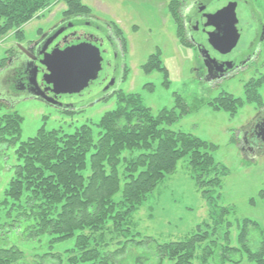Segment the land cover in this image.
<instances>
[{
  "label": "rangeland",
  "instance_id": "obj_1",
  "mask_svg": "<svg viewBox=\"0 0 264 264\" xmlns=\"http://www.w3.org/2000/svg\"><path fill=\"white\" fill-rule=\"evenodd\" d=\"M81 2L89 7L91 11L88 13L89 16L103 24L112 25L117 31L116 34H120L121 31L125 38L123 50L125 78L120 89L114 95L101 97L99 100L96 97L113 77L115 65V54L111 44L102 41L103 44L100 42L99 46L92 44L107 64L100 79L81 97L62 99V102L72 104L95 98L94 103L89 102L91 105L65 112L22 94L18 98L8 96L6 80L11 75L7 66L9 62L17 59V56L33 44L40 42L63 20L74 15L68 12L66 2H55L39 11L22 26L11 28L5 33L0 32V60L7 59L5 62L7 67L0 70V116L16 112L23 118L22 141L34 137L42 127L47 131L57 129L73 133L85 124L92 126L97 137V125L107 113L118 108L120 93L139 96L142 103L151 108L155 115L163 109L175 108L176 95L180 96L186 104L188 114L167 128L174 132L194 135L217 147L212 153L217 164L225 168V174L221 175L219 188L209 189L212 190L211 195L217 200L220 210L222 208L232 210L224 219L231 227L221 225L217 234L197 249L194 264H204L200 257L202 251L208 247L214 250V256L208 264L219 263L217 258L220 248L226 243H229L231 248H240L238 236L245 219L258 225L250 226L249 229V244L252 249H257L260 243L264 242V155L249 154L242 150V129L247 128L259 111L264 110V42L250 66L246 65L241 72L211 86L200 81L194 73L196 52L187 44L188 41L182 42L179 39L180 33L177 35V32H180V24L170 11V1L81 0ZM192 2L196 0H189L181 9L182 25L185 10ZM230 3L236 8L239 28L243 32L234 52L221 55L233 57L247 49L254 40L257 24L253 16L254 9L261 15L264 23V0H247L246 3H239L237 0H216L210 3L207 12L216 13ZM4 22L5 19L0 20V27ZM82 29L102 38V35L92 28L83 27L78 31ZM60 40L62 39L58 41ZM158 51L169 73V87L164 85L162 72L148 74L143 70L148 58ZM247 86L251 87L252 102H248L246 97ZM255 91L261 95L260 102L254 101L258 99L255 94L253 95ZM224 93L246 102L234 116L225 111H216L210 105V102ZM177 111L181 112V109L178 108ZM138 154L137 151L126 152L124 157L131 159ZM188 162V158L179 161L176 171L167 175L149 194L137 213L129 218L134 235L139 234L141 238L152 237L161 244L184 240L195 233L199 225H211L210 206L197 186ZM16 164V148L9 143H0V247L11 245L18 247L24 252L27 264H58L57 261H43L42 257L49 253L63 254L66 264L68 256L65 253L73 250L76 238L52 244L51 238L47 235L38 238L27 236V233H24L25 223H22L18 212L10 206L3 205L4 192L13 177V167ZM123 168L122 165L120 172L124 183ZM119 197L120 195L116 196L118 199ZM211 230L213 233L214 230ZM225 233L228 236L227 241L224 239ZM109 239L110 236L107 234V240ZM119 240L125 241L123 238ZM215 240L217 245L214 247L211 242ZM121 247L116 239L108 250L114 251ZM152 248L154 249L153 245H128V251H133L139 256L150 253ZM230 258L226 260V264H234V261H240V264H253L244 252H235ZM164 264L173 263L165 261Z\"/></svg>",
  "mask_w": 264,
  "mask_h": 264
},
{
  "label": "trees",
  "instance_id": "obj_2",
  "mask_svg": "<svg viewBox=\"0 0 264 264\" xmlns=\"http://www.w3.org/2000/svg\"><path fill=\"white\" fill-rule=\"evenodd\" d=\"M60 1L66 2L68 12L74 13L72 16L87 20L91 17L89 7L81 0H0V20L5 19L0 32L22 26L39 11ZM167 1H170L173 17L180 24L177 35L180 33L179 39L185 42L181 9L189 0ZM117 36L124 50L122 32ZM6 60H0V70L7 66L8 70H13L15 67L11 61L5 66ZM143 70L148 74L162 72L164 85L170 86L169 73L160 51L148 58ZM13 87L18 90L17 82ZM250 89L247 86L248 102H252ZM254 94L258 97L254 101L260 102L261 95L256 91ZM119 96L118 108L107 113L97 125V137L92 126L85 124L73 133L57 129L47 131L42 127L34 137L22 141L23 118L16 112L0 116V143L15 147L17 157L13 177L4 192L3 205L18 212L22 223H25L27 236L38 238L47 235L52 244L76 238L73 250L65 253L68 256L66 264H164L165 261L194 264L197 249L215 236L221 225L231 227L224 219L232 210H220L209 189L219 188L221 175L225 174V168L217 164L212 153L217 147L194 135L167 128L188 114L180 96L176 95L175 108L163 109L157 115L142 103L139 96L123 93ZM245 103L241 98L224 93L210 105L216 111L234 116ZM178 108L181 112L177 111ZM136 151L139 152L136 157H124L126 152ZM184 158L189 159L192 176L210 206L211 225H199L197 231L184 240L161 244L152 237L134 235L129 218L137 213L167 175L176 171L179 161ZM122 165L124 183L120 172ZM117 195H120L119 199ZM250 226L258 225L245 219L238 236L240 248H231L229 243L220 248L218 264H226L235 252L246 253L253 264H264V242L257 249H252L249 244ZM227 233L225 241L228 240ZM121 238L125 241L119 240ZM116 239L122 247L108 250ZM211 243L214 247L217 245L216 240ZM129 244L153 245L154 249L145 256H139L128 251ZM202 253V263L208 264L214 250L208 247ZM42 259L64 264L61 253H49ZM233 263L240 264V261ZM0 264L27 263L24 252L11 245L0 247Z\"/></svg>",
  "mask_w": 264,
  "mask_h": 264
},
{
  "label": "flooded vegetation",
  "instance_id": "obj_3",
  "mask_svg": "<svg viewBox=\"0 0 264 264\" xmlns=\"http://www.w3.org/2000/svg\"><path fill=\"white\" fill-rule=\"evenodd\" d=\"M216 1V0H214ZM239 3H246L247 0H237ZM242 1V2H240ZM213 0H196L185 10L183 18V30L184 38L191 48L195 50V66L194 73L203 83L209 85H216L220 82L230 78L231 76L241 72L245 69L246 65L250 66L254 57L257 56L258 49L260 45L264 42V23L261 15L258 11L253 10V16L257 21L256 24V33L254 40L250 43L247 49H244L240 54L233 57L222 56L220 52L213 50L208 44V37L203 33V27L201 25V16L207 12L206 5L212 3ZM231 4V3H230ZM78 15L69 16L53 28L45 37L33 44L28 50L23 51L20 56H17V59L12 60L13 67L12 75L8 79V95L17 96L20 94L26 97L36 98L37 100L47 103L43 97L35 95H42V92L45 93L48 97L55 98L53 93H47L45 87L36 88L30 86L28 82V69L30 65L36 62L35 59H38L41 55L42 49L48 47L51 41L54 40V45L60 44L63 40H66L68 45H75L87 41L88 43L96 44L99 46L100 42L103 44L104 41H107L111 44L113 54H115V65L113 77L110 78L107 86L100 92L99 99L101 97H107L108 95H114L118 89H120L121 82L125 78V55L122 49L121 41L118 39L117 31L112 27V25L107 23L103 24L98 20L93 19L92 17L84 18ZM89 27L96 30L100 33L101 36H97L94 33L85 32L83 29L79 32V28ZM116 31V32H115ZM241 34L242 29L240 28ZM62 39L58 41L59 39ZM80 39V40H79ZM79 40V41H77ZM119 40V41H118ZM98 41L97 43H95ZM103 41V42H102ZM101 44V45H102ZM66 46V45H65ZM200 48V52H199ZM106 52V50H105ZM211 59H215L218 63L212 64L207 58V53ZM231 52H234L231 51ZM230 57V58H226ZM222 63H229L225 66H221ZM107 67V64L103 62V70ZM228 69V72H221L223 69ZM102 75V74H101ZM16 77V78H15ZM18 77V78H17ZM17 79V80H16ZM27 81V82H26ZM17 82L18 90H14V84ZM97 95V96H98ZM98 99V100H99ZM55 107V106H53ZM247 128L242 129V150L248 152L249 154L254 155H263L264 154V110L259 111L256 118L250 123Z\"/></svg>",
  "mask_w": 264,
  "mask_h": 264
},
{
  "label": "water",
  "instance_id": "obj_4",
  "mask_svg": "<svg viewBox=\"0 0 264 264\" xmlns=\"http://www.w3.org/2000/svg\"><path fill=\"white\" fill-rule=\"evenodd\" d=\"M208 5L209 3L206 7ZM201 25L203 33L208 37L209 46L216 52L225 54L238 46L241 31L236 8L232 4L213 14L204 13L201 16ZM66 40L52 46L53 40L48 47L42 49L39 58L35 59L36 62L32 63L28 69V82L34 89L45 87V91L53 93L55 98H50L43 92L42 95L35 93L37 97H43L47 103L59 109L72 110L78 108L80 103H64L62 99L84 95L92 84L100 79L103 72V60L96 48L87 41L70 46ZM206 53L212 64L218 63L215 59L210 58L208 52ZM227 64L229 63L220 65ZM228 71L225 68L221 72ZM94 99L90 98L84 102Z\"/></svg>",
  "mask_w": 264,
  "mask_h": 264
}]
</instances>
